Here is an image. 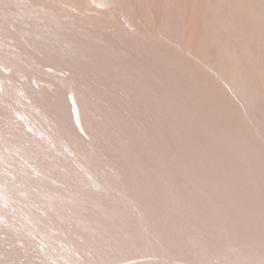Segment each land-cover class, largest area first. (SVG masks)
<instances>
[{
  "label": "bare ground",
  "instance_id": "bare-ground-1",
  "mask_svg": "<svg viewBox=\"0 0 264 264\" xmlns=\"http://www.w3.org/2000/svg\"><path fill=\"white\" fill-rule=\"evenodd\" d=\"M110 206L264 264V0H0V264H107Z\"/></svg>",
  "mask_w": 264,
  "mask_h": 264
},
{
  "label": "rangeland",
  "instance_id": "rangeland-1",
  "mask_svg": "<svg viewBox=\"0 0 264 264\" xmlns=\"http://www.w3.org/2000/svg\"><path fill=\"white\" fill-rule=\"evenodd\" d=\"M111 208H112V210L109 209L107 211H103L101 208H98L99 210L97 211V213L94 214V215H100L98 217L101 218V220L103 219L102 221H103L104 228L107 229L109 227V228H112L116 231V232L113 231L115 233V238L117 235L118 236L120 235L119 237L117 236L116 242L112 245V247H111L112 249L109 250L110 252L108 251L109 254L108 253H100L101 251L96 252L97 255L100 253L101 258L104 259V261L106 260L105 262L107 264H111V263L112 264H184L185 261L182 263L180 260V252L181 251H180L178 243H177V234L178 233L176 231V223H173L172 221L171 222L168 221V219L165 216H163V214L159 211V209L157 211L158 216H156V215L154 216L156 218V220L154 219V223H155L156 227L158 226L157 227L158 229L159 228L164 229V230H162V229L161 230L163 231V233L166 234L167 238L163 239L162 236L159 235L161 240L156 241V240H154V238H151V240H152L151 241L146 236V234L143 236V234L137 233L134 229L130 230L129 227H131V225L128 226L129 224L128 225L127 224H119V227H118L117 223L116 224L112 223L115 220L118 221L121 219V213L116 208H113V207H111ZM132 209H134V208H132ZM142 210H143V208H142ZM153 210H155V209H153ZM98 213H100V214H98ZM132 213H134L133 210H132ZM101 214H102V216H101ZM158 220H160V221H158ZM157 221L159 224H157ZM110 223H112L113 226ZM166 223H167V225H164ZM108 224H109V226L107 227ZM160 224H162V225H160ZM124 225H126V227L124 229H127V230L123 229ZM114 226H117L118 228L114 227ZM164 226H165V228H164ZM168 226H169V229L171 228L170 230L168 229ZM211 228H212L211 231L213 230V231H215L214 233L217 232V234H218L219 228H216L213 226H211ZM171 230H172V232H171ZM130 231L134 234H131ZM145 231L149 232V227L146 228ZM102 236L103 235H101V237ZM132 236L135 238L133 239ZM141 236H143V237H141ZM137 240L140 243L139 242L136 243L135 241H137ZM144 240L146 243L144 242ZM162 240H164L163 241L164 243L162 242ZM120 242H122V243L119 244ZM130 242H131V244L132 243L134 244V242H135V244L131 245ZM137 244H141V245H137ZM194 245L196 247H199L200 250L199 249L197 250V251H199V254L193 255V253H189L190 251H187L188 254L186 256H187V259L189 260L187 262H189V263L192 262L193 264H263L255 258H252V257L245 258V257H241L239 255H236L234 253L233 249L229 245H226L224 242H221V241H218V242L210 241V250H207V249L201 250L200 246H202V244H200L199 242L194 243ZM190 246H192V245H189V247ZM117 250H118V252H117ZM124 250H125V253H122V251H124ZM231 250H232V252H231ZM204 251H205V253H204ZM120 257H122V258H120ZM126 259H128V260H126ZM56 262L58 264H60V262H58V261H54L51 264H53V263L57 264ZM108 262H110V263H108Z\"/></svg>",
  "mask_w": 264,
  "mask_h": 264
}]
</instances>
